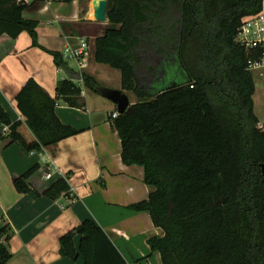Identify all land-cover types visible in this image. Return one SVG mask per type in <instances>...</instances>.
I'll return each instance as SVG.
<instances>
[{"label": "trees", "instance_id": "1", "mask_svg": "<svg viewBox=\"0 0 264 264\" xmlns=\"http://www.w3.org/2000/svg\"><path fill=\"white\" fill-rule=\"evenodd\" d=\"M107 1L109 24L96 38L94 57L118 69L122 90L138 99L111 120L123 162L144 167L152 189L147 200L131 205L149 211L162 229L149 238L151 251L162 264H264V129L255 112V77L236 41L244 18L261 12L264 0ZM25 9L0 0V34L27 31L35 46L48 50ZM51 52L71 72L62 53ZM80 83L104 91L86 72L80 81L60 79L55 98L34 79L21 89L17 108L36 136L31 142L0 103V123L10 125L12 142L33 151L81 132L56 112L60 99L84 106ZM38 168L14 180L19 192L30 191L27 180ZM69 188L60 178L45 193L57 199ZM8 233V224L0 227V264L12 257ZM60 251L72 259L82 254L84 264H127L93 219L65 232Z\"/></svg>", "mask_w": 264, "mask_h": 264}, {"label": "crops", "instance_id": "2", "mask_svg": "<svg viewBox=\"0 0 264 264\" xmlns=\"http://www.w3.org/2000/svg\"><path fill=\"white\" fill-rule=\"evenodd\" d=\"M23 16L38 21L39 44L48 50L35 46L27 31L17 37L0 34V103L12 122L21 121L18 131L27 142L36 136L17 108V95L34 79L52 97L58 96V82L68 73L60 70L51 51L62 50L71 37L90 40L92 57L83 72L99 81L104 94L84 86L79 97L82 107L60 99L56 108L59 118L81 132L34 152L20 141L12 142L10 133L3 131L6 124L0 123V227L9 225L7 243L12 257L8 264H84L82 254L78 259L61 254L60 238L86 219H93L105 230L127 264H162L160 253L152 252L148 243L150 237L161 235L162 229L154 224L149 211L131 208L147 200L152 189L145 183L144 167L123 162L122 141L111 120L118 106L108 97V90H121L122 85L113 88L102 81L99 72L104 64L93 59L91 36H102L108 19L101 23L94 19L93 0H71L48 9L37 4L27 7ZM49 16L61 27L55 37H45L39 29ZM53 161L76 190L78 198L70 206H64V195L53 199L45 193L62 178L61 174L46 179L45 169ZM36 165L39 168L27 180L30 191L19 192L14 180ZM74 241L79 249L81 235Z\"/></svg>", "mask_w": 264, "mask_h": 264}, {"label": "built area", "instance_id": "3", "mask_svg": "<svg viewBox=\"0 0 264 264\" xmlns=\"http://www.w3.org/2000/svg\"><path fill=\"white\" fill-rule=\"evenodd\" d=\"M66 1L69 0H16V3L26 8L42 4L45 9H48L54 4L64 3ZM236 41L246 50L248 70L252 72L253 75L264 79V10L258 14L244 18L242 24L238 28ZM92 52L90 40L83 36L71 37L70 41H68L61 50L64 59H69L76 64L77 70L70 69V71H79L81 73L88 68ZM60 70L66 71L65 68L61 66ZM118 115L119 113L115 112L112 116L117 117ZM258 126L264 129V124L259 122ZM3 131L5 133H11L10 125H5ZM34 151L35 150L31 152ZM55 175H61L62 178H67L53 161L50 163V168L45 169V177L46 179H52ZM62 195L65 196L64 206L72 205L78 198L74 188H69V190L63 192Z\"/></svg>", "mask_w": 264, "mask_h": 264}, {"label": "rangeland", "instance_id": "4", "mask_svg": "<svg viewBox=\"0 0 264 264\" xmlns=\"http://www.w3.org/2000/svg\"><path fill=\"white\" fill-rule=\"evenodd\" d=\"M49 19H51L50 16L47 18L46 21H41L39 29H40L41 34H43L45 37H48V36L55 37L56 36L55 33L58 32L61 27H60L59 23H57L55 21L51 22ZM98 22H100V21H98ZM94 23H96V22H94ZM71 26L78 27L74 23H72ZM90 30L93 31L94 30L93 27L90 28ZM95 30H97V32H98L99 28L97 27ZM92 37H94L93 34L91 36V39L93 42L92 43L93 48H95L96 38H92ZM38 38H39V36H38ZM60 52H61V50H60ZM93 59L95 60V57ZM65 61H66V65H67L68 69L77 70L76 64L73 61H71L69 59H65ZM101 64H103V63H101ZM99 76L102 79V81H104L107 85H109L113 88L118 87L121 84V72L118 69L112 68L111 66H109L107 64L103 65V67L101 68V70L99 72ZM255 81H256V88H255V93H254L255 111H256L257 116H259L261 122H264V79H261V78L255 76ZM80 84L82 85V87H84L83 83H80ZM121 91H122V93H125L130 97V101L132 104L138 100L137 97L133 94V92L127 91V90H122V89H121Z\"/></svg>", "mask_w": 264, "mask_h": 264}, {"label": "water", "instance_id": "5", "mask_svg": "<svg viewBox=\"0 0 264 264\" xmlns=\"http://www.w3.org/2000/svg\"><path fill=\"white\" fill-rule=\"evenodd\" d=\"M94 5V17L96 20L105 22L107 21V0H93ZM68 77L80 81L82 79V73L79 71L67 72ZM108 97L111 98L118 106V113L122 114L131 108L130 97L122 93L121 90H108Z\"/></svg>", "mask_w": 264, "mask_h": 264}]
</instances>
